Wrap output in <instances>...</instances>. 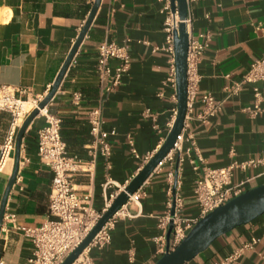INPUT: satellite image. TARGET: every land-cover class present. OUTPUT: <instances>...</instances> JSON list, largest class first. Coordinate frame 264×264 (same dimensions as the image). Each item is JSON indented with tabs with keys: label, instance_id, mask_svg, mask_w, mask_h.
Segmentation results:
<instances>
[{
	"label": "crops",
	"instance_id": "crops-1",
	"mask_svg": "<svg viewBox=\"0 0 264 264\" xmlns=\"http://www.w3.org/2000/svg\"><path fill=\"white\" fill-rule=\"evenodd\" d=\"M94 1L0 0V83L29 89L23 98L43 94L52 87ZM188 3L190 32L211 34L198 65L202 78L189 113L188 131L197 150L185 154L182 162L179 153L173 152V160L156 167L140 187L145 192L140 202L125 204L115 217L111 243L91 250L96 264H154L162 256L157 240L164 235L160 221L168 213L175 192L183 198L182 217L199 216L194 189L206 166L217 168L233 161L261 159L257 166L235 169L233 182L250 179L245 191L264 184V110L257 117L243 110L253 105L251 83L243 84L240 92L230 97L225 90L240 82L264 53V0ZM163 6L162 0H102L48 104L49 111L62 118L61 136L68 153L80 157L84 169L91 167L90 171L75 173L72 183L79 192L93 193V206L98 210L112 194L120 193L163 145L173 109L178 107L177 90L164 83L170 54L165 49L167 13ZM104 41H128L130 47V69L113 87L108 81L102 82L97 71V48ZM117 63L113 60L112 66ZM260 86L264 90V82ZM77 92L81 93L79 101L74 98ZM208 92L221 102V109L204 122L197 115L202 110V95ZM94 109H100L104 129L113 132L111 168L101 156L93 160L88 150L95 143L88 122ZM10 123L11 115L0 112V146ZM45 124L43 115L36 117L22 139L20 160L28 161L19 165L6 203L5 212L15 214V219H3L1 225L0 261L4 264H29L33 239L24 230L40 225L48 216L53 173L40 162L37 152L38 130ZM128 137L134 141L136 154ZM15 162L14 151L11 167L0 171V209ZM109 177L113 182L105 186ZM252 236L260 239L255 248L232 264H264V214L221 235L186 264H211Z\"/></svg>",
	"mask_w": 264,
	"mask_h": 264
},
{
	"label": "built area",
	"instance_id": "built-area-1",
	"mask_svg": "<svg viewBox=\"0 0 264 264\" xmlns=\"http://www.w3.org/2000/svg\"><path fill=\"white\" fill-rule=\"evenodd\" d=\"M162 1H164L163 11L167 13L165 21V30L167 32L165 49L170 54L168 75L164 83L172 85L177 90L174 30L178 29L181 19L177 7L175 10L173 9L172 0ZM185 22L189 31L187 113L183 129L177 135L174 147L159 162L157 167L162 166L166 160H173V152L179 153V161L182 162L185 154L189 155L192 150H197L194 137L188 131L189 113L192 111L202 78L198 71V65L205 49L209 45L211 34L205 31L199 33V35H193L189 29V13ZM113 60L118 62L115 67L112 66ZM130 66L131 54L128 41H124L121 44L115 41H104L99 44L97 48V71L102 82H110L111 87L119 84L123 75L129 71ZM261 82H264V53L252 63L251 68L240 82L225 87L228 93L227 97L238 94L243 84L251 83L254 95L253 105L247 106L243 110L251 117H257L264 110V90L260 86ZM50 89L51 87L43 94L23 98L21 95L29 93V89L0 83V112H7L11 115L10 127L0 146V166L6 159H13L19 128L30 113L39 106V103L45 98ZM74 98L75 101H79L81 93H75ZM201 103L202 110L197 117L204 122H207L210 117L221 109V102L210 92L202 95ZM147 113L152 115L149 110H147ZM177 114L178 107H175L173 115L168 122L170 130ZM41 115L46 118V124L38 130L37 152L40 162L52 171L53 179L47 218L40 225L28 227L24 230L26 235L32 237L34 246L28 262L29 264H62L84 242L119 193L112 194L106 200L105 207L102 210L96 209L93 206V193L91 191L79 192L72 183V177L75 173L90 171L91 167L84 169L83 160L76 155L68 153L67 145L61 136L62 118L51 113L48 105L39 110L38 116ZM88 122L91 134L95 137V143L88 148L89 153L93 160L101 156L106 167L111 168L112 144L110 135L113 132L104 129L105 120L100 109H94L89 113ZM128 142L133 153L136 154L134 141L131 137H128ZM185 142L189 143L188 146L184 145ZM200 160H203L201 156ZM27 161V159L20 160L19 165L22 166ZM261 162H263L261 159H249L243 162L233 161L224 167H204L203 173L196 180L194 189L196 200L200 207L198 217H182L183 198L181 194L175 192L173 198L169 201L170 209L168 213L160 221V226L164 231V235L162 234L157 239L161 254L163 255L168 249L170 251L174 250L200 219L245 191V186L250 179L234 183L235 169H247L250 166H257ZM0 171H3L1 167ZM169 175L173 176V172H170ZM112 182L109 177L105 186L112 184ZM124 188L125 186L122 189ZM144 194L145 192L139 188L134 193L129 194L127 203H139ZM121 209L102 226L71 264H96L91 256V250L93 248L102 249L111 243V231L115 217L120 213ZM3 219L14 220L15 214L5 212ZM17 228L20 227L17 226ZM259 240L258 237L252 236L227 256L211 264H232L245 252L253 250ZM0 264H4V261H0Z\"/></svg>",
	"mask_w": 264,
	"mask_h": 264
},
{
	"label": "water",
	"instance_id": "water-1",
	"mask_svg": "<svg viewBox=\"0 0 264 264\" xmlns=\"http://www.w3.org/2000/svg\"><path fill=\"white\" fill-rule=\"evenodd\" d=\"M102 0H95L93 7L86 19L81 32L73 44L64 64L62 65L50 91L39 103L30 115L25 119L18 130L15 143L16 162L10 181L6 188L0 209V231L3 224V218L9 193L16 181L22 139L30 123L38 116L39 110L47 106L58 88L60 87L65 74L67 73L81 43L88 34L94 21ZM173 9L179 12L181 22L178 29L174 30L175 59L177 73V99L178 114L173 127L169 131L165 142L145 166L135 175L128 185L116 196L108 210L102 215L96 226L89 233L84 242L73 251L62 264H71L93 239L102 226L128 201L129 194L137 191L150 174L156 169L159 162L174 147L177 135L184 126V120L187 113L188 103V79H187V56L189 47V31L185 20L188 18V0H172ZM264 214V184L244 191L242 194L230 200L228 203L217 207L190 230L185 239L172 251L169 249L154 264H186L200 253L205 251L218 237L231 231L232 229L250 223L257 217Z\"/></svg>",
	"mask_w": 264,
	"mask_h": 264
},
{
	"label": "bare ground",
	"instance_id": "bare-ground-1",
	"mask_svg": "<svg viewBox=\"0 0 264 264\" xmlns=\"http://www.w3.org/2000/svg\"><path fill=\"white\" fill-rule=\"evenodd\" d=\"M10 165H11V160L6 159L5 162H2V165L0 167L3 170L5 169V171H6L7 168L11 167Z\"/></svg>",
	"mask_w": 264,
	"mask_h": 264
},
{
	"label": "rangeland",
	"instance_id": "rangeland-1",
	"mask_svg": "<svg viewBox=\"0 0 264 264\" xmlns=\"http://www.w3.org/2000/svg\"><path fill=\"white\" fill-rule=\"evenodd\" d=\"M11 162H12V160H11Z\"/></svg>",
	"mask_w": 264,
	"mask_h": 264
}]
</instances>
